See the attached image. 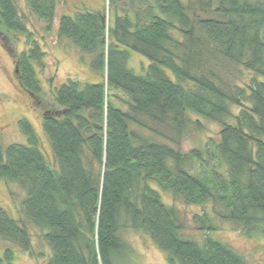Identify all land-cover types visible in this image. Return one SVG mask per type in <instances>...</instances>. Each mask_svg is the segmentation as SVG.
Masks as SVG:
<instances>
[{"label":"trees","instance_id":"1","mask_svg":"<svg viewBox=\"0 0 264 264\" xmlns=\"http://www.w3.org/2000/svg\"><path fill=\"white\" fill-rule=\"evenodd\" d=\"M107 1L110 21L105 8L68 16L64 3L58 11L61 0H25L45 33L87 56L99 80L55 88L56 107L42 114L50 160L26 120L18 123L26 145L0 143V180L23 197L18 221L0 208L8 245L0 264H12L9 247L32 255L34 233L49 250L47 264H128L126 231L147 235L167 264H246L209 232L219 218L264 235V0ZM26 21L13 0H0V44L36 100L46 55ZM17 36L25 38L21 53ZM132 53L148 62L141 75L129 69ZM222 61L232 67L226 81L213 70ZM193 116L220 131L187 153L144 133L140 120L180 138L200 129ZM159 191L210 206L211 214L193 217L201 241L185 237L178 210Z\"/></svg>","mask_w":264,"mask_h":264},{"label":"rangeland","instance_id":"2","mask_svg":"<svg viewBox=\"0 0 264 264\" xmlns=\"http://www.w3.org/2000/svg\"><path fill=\"white\" fill-rule=\"evenodd\" d=\"M13 1L17 5L21 16H25L27 20L26 25L28 31L32 34L31 39L38 42L46 55L44 61L47 70L41 74L40 70L36 68L41 92L38 98L34 100L18 84L14 59L0 44V143L3 147L11 144L26 145V137L20 132L18 126L20 120H26L38 138L41 152L50 160L48 139L42 130V114L46 109L56 107L54 101L55 88L68 79L79 81L82 84H94L98 83L99 77L91 71L90 62H86L87 56L81 55L70 42L64 39L58 41L54 34L45 33L44 25L28 14L25 0ZM62 6L64 14L68 16H72L78 10L84 8L87 10L105 8L106 17L109 21L111 19L107 0H61L58 11H63V9H60ZM116 15L121 14L117 12ZM16 39L15 52L21 53L26 48L25 38L17 36ZM131 55L129 69H132L137 75L143 74L147 69L148 62L136 54L132 53ZM231 68V65H227L222 61L219 66L214 65L213 70L226 81ZM243 78L246 81L249 75L244 74ZM236 82L239 83V81ZM117 95L123 98L121 94L118 93ZM192 119L199 122L200 129L196 130L194 127H189L187 132L178 138L168 127L140 118L141 123L145 125L144 133L148 132V134L154 135L157 141L167 144L182 153L202 148L208 139L216 141L217 134L220 131V126L215 123L202 120L196 116H193ZM197 170L198 166L194 163L190 171L197 172ZM159 194L165 205H171L178 210L185 237L201 241L204 233L193 223V217L200 215L202 212L211 214L210 206L185 205L181 201H173L168 194L162 191H159ZM22 200V194L16 186L0 180V208L16 221L20 218L19 211ZM213 224L214 230L209 232L211 239L229 245L239 256L243 257L246 264H264V235H247L236 225L223 222L219 218H215ZM29 232L32 234L31 229ZM124 240L132 252L129 255L128 264H167L165 255L157 249L147 235L140 232L126 231ZM6 247L8 245L0 241V259L3 258L4 251L8 249ZM32 247V255L22 253L17 248L9 247L13 250L12 264H47L48 259L46 257L49 256V250L39 240L36 233L32 237Z\"/></svg>","mask_w":264,"mask_h":264}]
</instances>
